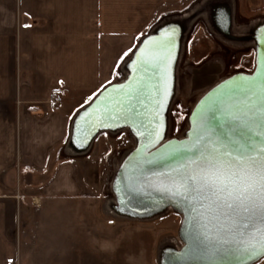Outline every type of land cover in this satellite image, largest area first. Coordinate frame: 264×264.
Returning a JSON list of instances; mask_svg holds the SVG:
<instances>
[{
  "label": "crops",
  "instance_id": "1",
  "mask_svg": "<svg viewBox=\"0 0 264 264\" xmlns=\"http://www.w3.org/2000/svg\"><path fill=\"white\" fill-rule=\"evenodd\" d=\"M261 11L264 0H0V264H21V208L72 193L63 157L87 148L78 117L125 81L146 38L169 23L182 36L191 20L229 37Z\"/></svg>",
  "mask_w": 264,
  "mask_h": 264
},
{
  "label": "rangeland",
  "instance_id": "2",
  "mask_svg": "<svg viewBox=\"0 0 264 264\" xmlns=\"http://www.w3.org/2000/svg\"><path fill=\"white\" fill-rule=\"evenodd\" d=\"M181 22L187 25L160 142L184 136L200 96V91L192 93L191 85L204 67L210 69L203 76L207 81L203 93L225 78L254 70V30L264 23V11L239 21L238 32L231 33L237 39L231 42L202 21ZM136 144L127 128L105 129L84 150L64 155L62 175L69 176L74 189L21 208L19 231L14 234L21 264H161L164 255L182 247L181 216L175 211L134 216L117 210L114 178ZM256 264H264V258Z\"/></svg>",
  "mask_w": 264,
  "mask_h": 264
},
{
  "label": "water",
  "instance_id": "3",
  "mask_svg": "<svg viewBox=\"0 0 264 264\" xmlns=\"http://www.w3.org/2000/svg\"><path fill=\"white\" fill-rule=\"evenodd\" d=\"M181 33L178 27L169 23L144 40L130 63L125 81L100 92L78 117L75 141L86 147L99 131L105 129L127 128L135 135L137 144L117 169L113 193L121 213L145 216L173 210L181 216L179 237L182 247L164 255L161 264H256L264 258V247L258 234L260 222L252 216L256 210L249 206V212H241L229 227L219 233L208 231L202 227L201 214L205 213V208L194 193L187 197L183 193L176 195L175 189L169 192L161 190L160 186L167 187L176 182L169 169L177 168L191 153L185 150L173 155L172 149H186L193 143L197 116L207 104L228 92L234 84H264V23L254 30V70L225 78L207 90L194 105L184 136L160 142L164 113L174 90ZM149 58L150 63L144 65L149 68L146 72L141 65ZM165 82L166 93L163 91ZM237 99H243V96L238 94ZM157 111L158 117L155 116ZM157 125L158 135L149 136L145 132V129L151 132ZM213 128L215 130V125ZM260 155L258 146L254 158L259 159Z\"/></svg>",
  "mask_w": 264,
  "mask_h": 264
},
{
  "label": "snow or ice",
  "instance_id": "4",
  "mask_svg": "<svg viewBox=\"0 0 264 264\" xmlns=\"http://www.w3.org/2000/svg\"><path fill=\"white\" fill-rule=\"evenodd\" d=\"M150 59L141 66L149 64ZM144 71L149 68L144 67ZM163 91L167 92L166 82ZM238 94L243 99H237ZM155 116H159L158 111ZM145 132L158 135V125ZM258 146L261 155L255 159ZM185 150L191 155L177 168L169 169L176 182L167 187L162 184L161 190L175 189L174 194L186 197L194 193L205 208L202 227L217 233L229 227L241 212L248 213L250 206L256 210L252 216L260 222L258 234L264 247V84H234L207 104L197 116L193 143L186 149L173 148L172 154Z\"/></svg>",
  "mask_w": 264,
  "mask_h": 264
},
{
  "label": "bare ground",
  "instance_id": "5",
  "mask_svg": "<svg viewBox=\"0 0 264 264\" xmlns=\"http://www.w3.org/2000/svg\"><path fill=\"white\" fill-rule=\"evenodd\" d=\"M211 66V65H210ZM210 69L208 68V66L204 67V69H202L199 73H198V76H197V81L195 83H193L191 86V89H192V93H195L197 91H200V93H198L200 96L199 98L204 94L203 92L207 89V81H206V77L203 78L204 75H207V70ZM202 90V92H201ZM197 94V93H196ZM197 94V95H198ZM183 137V136H182Z\"/></svg>",
  "mask_w": 264,
  "mask_h": 264
},
{
  "label": "flooded vegetation",
  "instance_id": "6",
  "mask_svg": "<svg viewBox=\"0 0 264 264\" xmlns=\"http://www.w3.org/2000/svg\"><path fill=\"white\" fill-rule=\"evenodd\" d=\"M213 23V22H212ZM224 39H226V41H230L231 42V40H235V39H237V37L236 36H231V33L229 34V37H224ZM234 42V41H233ZM182 43H180V45H181ZM180 50H181V48H179V53H180ZM179 56L180 55H178V59H179ZM175 84L176 83H174V88H175Z\"/></svg>",
  "mask_w": 264,
  "mask_h": 264
}]
</instances>
